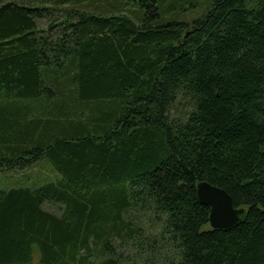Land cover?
Wrapping results in <instances>:
<instances>
[{"label": "trees", "instance_id": "16d2710c", "mask_svg": "<svg viewBox=\"0 0 264 264\" xmlns=\"http://www.w3.org/2000/svg\"><path fill=\"white\" fill-rule=\"evenodd\" d=\"M43 159L0 189V264H264V0H0V171Z\"/></svg>", "mask_w": 264, "mask_h": 264}, {"label": "rangeland", "instance_id": "374dc122", "mask_svg": "<svg viewBox=\"0 0 264 264\" xmlns=\"http://www.w3.org/2000/svg\"><path fill=\"white\" fill-rule=\"evenodd\" d=\"M128 0H123V2H126ZM121 10L118 11V13L128 14L131 17H135L134 10H137L136 5L132 3H126ZM205 5V3H204ZM121 6V5H120ZM207 8V6L205 7ZM202 7H197L193 10H188L186 14L181 15L179 20L182 21H193L202 15L207 11ZM83 10H87L89 12H95V13H103V7L101 6V2L97 3L95 6L92 4L85 3L82 6ZM205 10V11H204ZM106 12L103 14H106L110 12V10H105ZM117 11V9H116ZM100 12V13H99ZM186 18H183V17ZM183 18V19H182ZM60 177V174L56 171L54 166L51 164L50 161L43 159L39 162L32 164L28 166L24 170H15V171H0V189H8L10 187H21V186H39L47 181L50 180H56ZM44 209L49 210L50 212L57 213V215L61 214L62 209L60 208V205L54 202H47L44 204ZM37 257V256H36ZM31 264H41L38 262L37 259L34 260Z\"/></svg>", "mask_w": 264, "mask_h": 264}, {"label": "water", "instance_id": "95a60500", "mask_svg": "<svg viewBox=\"0 0 264 264\" xmlns=\"http://www.w3.org/2000/svg\"><path fill=\"white\" fill-rule=\"evenodd\" d=\"M196 191L199 201L210 207L209 222L212 228L228 230L242 222L246 209L237 207L226 189L201 180L196 185Z\"/></svg>", "mask_w": 264, "mask_h": 264}]
</instances>
